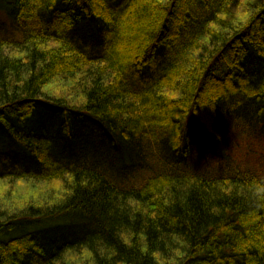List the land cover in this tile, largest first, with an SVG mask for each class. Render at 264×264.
<instances>
[{"label":"trees","instance_id":"1","mask_svg":"<svg viewBox=\"0 0 264 264\" xmlns=\"http://www.w3.org/2000/svg\"><path fill=\"white\" fill-rule=\"evenodd\" d=\"M0 16V264H264V0Z\"/></svg>","mask_w":264,"mask_h":264},{"label":"rangeland","instance_id":"2","mask_svg":"<svg viewBox=\"0 0 264 264\" xmlns=\"http://www.w3.org/2000/svg\"><path fill=\"white\" fill-rule=\"evenodd\" d=\"M7 21L5 20V18L2 16H0V23L3 25L4 23H6ZM1 29V28H0ZM6 34L7 36H17L18 34H20L19 32L15 33L14 35L9 31L8 29V26H5V30H0V37H3V35ZM222 92V91H220ZM218 92V93H220ZM219 96V95H217ZM216 96V97H217ZM215 97V96H214ZM214 97H212V101L214 99ZM209 111H211L213 108H212V104H211V107L210 105L207 107ZM3 130H5L4 128L1 127L0 125V138L1 137H5L6 135V132L4 133ZM262 139V140H261ZM261 139H255V140H252V139H247V138H244L243 140V145L242 147L240 148V151L238 153H241L243 152L244 150H247L249 153H248V160L250 161H262L261 158L264 157V138H261ZM16 150L14 147H12V150ZM203 151H207L203 148ZM237 153V154H238ZM240 156V155H239ZM242 158V157H241ZM23 253V252H22Z\"/></svg>","mask_w":264,"mask_h":264}]
</instances>
